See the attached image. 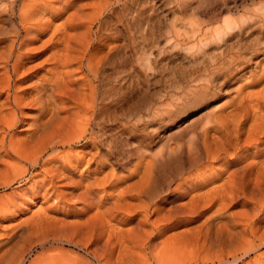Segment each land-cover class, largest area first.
I'll return each mask as SVG.
<instances>
[{"label": "bare ground", "instance_id": "1", "mask_svg": "<svg viewBox=\"0 0 264 264\" xmlns=\"http://www.w3.org/2000/svg\"><path fill=\"white\" fill-rule=\"evenodd\" d=\"M121 1L123 8H130L129 2L133 0H116V3ZM114 2L0 0V187L12 188L10 192L0 194V216L20 209L28 201L35 203L40 197L50 203L44 207L45 213L40 210L46 217L39 215L41 218L32 224L15 225L1 239L0 264H23L37 245L41 250L28 264H83L82 258L71 254L65 245H79L75 237L90 235L88 241L93 240L97 245L90 252L99 254V234L103 233H108L104 247L108 249L112 244L108 243L115 241V244L116 240L121 245L118 250L125 252L121 254L126 259L125 264H264L262 253L247 261L264 246V88L245 94H240L242 88H238V99L209 109L205 115L208 124L195 130L187 146L179 142L177 146L150 156L145 163V155L138 148L140 158L134 170L143 174L130 189L118 191L115 188L111 196L109 193L101 195L100 185L104 189L106 184L115 187L123 177L114 173L109 174L111 179L105 176L97 181L90 175L94 171L82 168L85 162H91L87 157L92 149L99 150L104 145L99 130L95 132L94 129L97 124L99 127L106 109L110 111L119 100V97L106 100L101 94L105 68L115 64L123 50L118 46L108 54H99V45L96 47L95 43L100 41L99 34L102 36L108 30L109 22L105 17L110 13L113 20L121 22L116 30L119 36L122 35L121 28H128L144 10L139 1L141 11L136 12L135 7L131 19L122 20L114 9ZM252 11L244 12V16L237 19L228 17L224 27L202 31L196 40L198 50H203L209 40L219 43L226 36L242 37L244 29L245 32L252 30L253 23L248 24L251 21L262 24L258 27L260 36L254 45L242 42L247 40L244 37L238 40L248 46L241 47L240 43L231 46L230 42L231 48H226L231 53H217L219 56L206 67L202 82L190 87L194 95L203 96L205 105L211 103V96L217 92L227 93L232 80L242 81L254 76L255 81L250 84L253 86L264 81V66L260 67L261 61L257 59L258 55L264 56V4ZM65 14V21L56 24ZM147 31L145 26L142 29L143 45ZM196 31L193 35L198 33ZM146 46H142V72L149 66ZM49 50L43 60L35 62ZM124 54L130 56L131 53ZM43 65L50 67L38 74L37 71L45 67ZM25 73L27 75L23 76ZM25 78L30 79L31 84L22 88ZM122 81L129 82L127 88ZM116 83L122 89L117 94L125 95L134 81L122 77ZM26 108H30L32 114L25 116ZM26 124L28 127L20 128ZM127 129L128 125L122 132ZM83 140L87 141L83 142L82 148L72 149ZM106 150L110 154V148ZM173 160L180 165L174 189L169 188L172 180L161 176L163 172L158 173L160 165L172 164ZM213 163L219 165L209 167ZM58 182L65 185L66 193L58 189ZM210 184L214 186L205 190ZM168 188L174 193L171 200L165 196ZM188 196L189 201L179 202ZM78 202L87 209L91 204H97L96 214H102L99 225L97 220L68 224L64 219L47 217L50 211L71 209ZM167 202L170 206L165 208ZM216 203L218 207L208 212L210 215L196 228L197 237L194 236L197 248H204L206 252H198V255L197 249L193 258L181 260L175 245L177 237L184 236L186 231L171 236L168 232L181 222L196 221ZM235 205L241 209L231 212ZM120 214L126 216L127 228L118 222L113 224ZM154 215L155 218H151ZM96 228L100 229L99 233ZM120 260L122 262L123 258Z\"/></svg>", "mask_w": 264, "mask_h": 264}, {"label": "rangeland", "instance_id": "2", "mask_svg": "<svg viewBox=\"0 0 264 264\" xmlns=\"http://www.w3.org/2000/svg\"><path fill=\"white\" fill-rule=\"evenodd\" d=\"M85 1L89 2V0ZM112 1H115L114 4L116 5H114V9L116 8V11L119 12L122 20H126L128 18L131 19V11L135 7L136 12L138 10L141 11L140 8L142 5L144 10L141 11V14L136 19L133 21L131 20L132 23H129L128 28L123 30L121 28L122 35L119 36L117 35L116 30L120 28L121 22L116 19L113 20L110 17V13L106 15V21L109 22V26L107 27L108 30L103 32L102 36L99 34L100 41L98 44L95 43L96 47L99 45L98 52L100 55L108 54L115 50L118 46H121L123 49L121 56L118 57L115 64H108V67L105 68V75L103 77L104 86L102 87L101 94L106 97V100H112L115 97H119V100L117 103L115 102V104H113L110 111L106 109L107 112H105L103 119L99 121V127L97 124L94 129L95 132L99 130V135H101L100 138H103L105 143L102 145L103 148L101 147L99 150L97 148L92 149L91 153L88 154L87 157V159L91 160V162L88 161L82 165L84 170L89 169L90 171H94L90 175H93V178L97 179V181L103 179L105 176L111 179L110 175L114 173L116 176L121 175V177H123L120 184L118 183L115 187L111 184H106L104 185V189L102 188L103 185H100L98 189L100 190L99 194L101 195L107 193L110 195L115 188L118 191L126 187L130 189V187L139 180L143 172L134 170L135 165L140 158L138 157V151L142 150L141 152L144 153L145 163L146 160L150 159V156H153L161 151H166L169 147L171 148L177 146L180 143H184V145L187 146L193 137H191V135L195 134L196 131L202 127V125L205 126L208 124L207 121H205L207 120L205 115L209 109H212L213 106L216 107L219 104L224 105L238 99L240 94H245L246 91L259 92V90H263L264 88V81L257 82V85L254 86L250 85L253 81H255L254 76L244 78L242 81L232 80L231 85L227 88V93L217 92L214 96H211V103L209 105L204 104L205 99L201 98L203 97L201 94L194 95L193 92H190V87L194 88V85L202 82V79L205 78L206 67L211 65L212 59L215 58V56H219L217 53H231L228 48L240 43L241 41L239 40H241L242 37L247 39L242 42L247 43L248 45H254L256 43L255 39L260 36L259 30L261 28L260 25L262 26V24H260L261 22L259 23V21L256 23H254L255 21H251L248 24L253 23L254 26L252 25V30H247L248 32H245L244 29L242 37L240 36L237 38L235 36H226L224 41H220L219 43H210L209 40L208 45L203 46V50H198L196 40H198L199 36H201V32H210L224 27L225 20L228 17L237 19L242 15L244 16V12H248V14L252 13V10L261 7L264 4V0H139L143 4L139 3L138 0H133L134 2H129L131 5L130 8L128 7L129 9L126 7L123 8V1L120 3H116V0H111V2ZM133 3L136 5H133ZM66 17L67 15L65 14L61 20L56 21V24L60 25V23H63ZM256 24L258 26H255ZM145 26L148 30L146 32L147 37L145 45L147 44L146 48L149 66H147V71L144 70V72H142L140 68L143 58L142 46H145L142 44V29H144ZM96 28L97 26L95 25L94 30ZM194 30H197L196 32L199 34L194 33L193 35L192 32H194ZM254 31L257 34H255ZM252 32L254 34L251 35ZM96 40L97 39H95V41ZM233 40L234 42H239L234 43L232 42ZM244 43H240L239 45L241 47H244V45L248 46ZM4 44L5 42H3V45ZM261 47H263V45ZM225 49L227 50L225 51ZM49 53L50 50L48 53L43 55L41 59H38L35 62L43 60V58ZM124 53L131 54L128 56ZM258 56L259 57L257 59L262 62H260V67L264 66V56ZM49 67L50 66L43 67L44 69L42 68L40 71H37L39 72L38 74L43 73L45 69ZM26 75L27 73L23 76ZM122 77H130L132 81H134L130 91L125 95L117 94V91L121 89V85L116 82H118V80ZM27 79L28 78L24 79L25 81L22 83V88L31 84L29 81L30 79L28 81ZM122 83L125 88H127L126 86L129 82L126 83L122 81ZM111 88L113 89L109 91ZM238 88H242V92H240V94H238ZM166 111L167 113H165ZM24 112L26 114L25 116H28L30 113L32 114L30 108L24 109ZM127 125L128 129L122 132L123 127ZM25 127H28V124L23 125L20 128L24 129ZM85 141L87 140H83L81 145H77L72 149L76 150L82 148L83 144L86 143ZM88 148L91 149L90 146ZM108 148L111 150L110 154H107L106 149ZM138 148H140V150H138ZM163 165L158 167L160 168L158 173L161 174L163 172L161 176L164 175L165 178H168V181L172 180L169 188L174 189L178 181L177 177L179 176L178 173L180 171V165L175 161L172 162V164L171 162H167ZM217 165H219V163H213L210 164L209 167L211 166L215 168ZM144 166L141 167V170L144 169ZM131 172L134 173L127 177V175ZM57 186L60 191L62 190L66 193L65 189L67 188H65V185H63L62 182H58ZM212 186L214 185L210 184L206 187V189H204L207 190ZM164 187L165 189L167 188L165 185ZM169 188L165 192V196L169 197V200H171L174 193L172 192V189L169 190ZM11 190V187H0V194L10 192ZM189 200L190 196L180 199L179 202H187ZM47 201L48 200H43V198L40 197L34 201L35 203L28 201L22 204L20 209L1 215L0 241L5 238L7 233L11 232L15 225H23L25 223L32 224L35 220L39 219V215H45L44 207L46 208L50 204ZM95 205L97 206L96 203L88 206V210L84 204L78 202L74 203L73 208L71 209H68L67 207L65 210L59 209L55 212L50 211V213L47 214V217L52 216V220L64 219V221L68 224H80L84 221H89L88 223H91L92 220H97L99 225V220L102 219V214L100 213L99 215L101 216H97V210L94 209ZM41 206L43 207L42 209ZM169 206L170 203L168 202L164 204L165 208ZM217 207L218 204L216 203L212 210H205L206 213L203 216L198 217L196 221L191 223L181 222L177 228L168 232L169 236H171L173 234L180 235L178 234L179 232L184 233L186 231L184 236L181 234L183 238L182 236L177 237L178 241L177 243L175 242V248L177 251H180L178 252V255L181 260H184V258H193V256L196 255L195 251L197 249L198 250L196 252L198 255L200 254L198 252H206L204 251V248H197V245L194 243V236L197 237L196 228L200 225L204 218ZM240 209L241 207L239 205H235L231 207L230 211L237 212ZM40 210H43L44 213ZM155 216L156 215L151 216V218H155ZM115 220L112 221L113 224L118 222V225L121 224L126 226V228L128 227L126 216L120 214L119 218ZM263 223L262 225L264 227ZM262 230H264V228ZM96 231L99 233L100 229L96 228ZM103 234H99L101 238L96 236V238H100L99 254L96 253L94 255L90 252H93V249L97 246L96 244H93V240L88 241V237L90 235L83 237L82 235H78V237H75L74 240H76V242L78 241L79 245L66 244L65 246L70 250L69 252L71 254L77 256L79 259L82 258L80 260L83 264H125L126 259L121 256V254L125 252L120 253L119 251L121 250V245H118L116 239V243L114 244L115 241H112V239V242L108 243L112 244L109 245L107 249L104 247V240L107 238L108 233ZM168 234L166 236H168ZM121 243L123 245V242ZM2 250L3 249H1L0 252ZM39 250H41L40 246H35L32 252L26 256L23 264H28V262L34 257V254L39 252ZM256 251L247 258V261H252V259L254 260V257L256 255L258 256L259 253L264 254V246ZM118 254H120V256ZM120 257L123 258L122 262Z\"/></svg>", "mask_w": 264, "mask_h": 264}]
</instances>
